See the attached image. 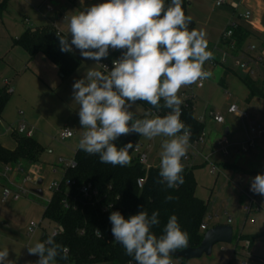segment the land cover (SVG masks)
I'll list each match as a JSON object with an SVG mask.
<instances>
[{"label":"rangeland","instance_id":"obj_1","mask_svg":"<svg viewBox=\"0 0 264 264\" xmlns=\"http://www.w3.org/2000/svg\"><path fill=\"white\" fill-rule=\"evenodd\" d=\"M187 1V13L192 17L195 29L206 33L208 50L212 51L215 59H220L221 53L212 48L220 41L227 26V23L223 24L227 9L215 6L214 0ZM47 4L51 6L50 3L40 5L39 0H7L0 11V56H4V61L0 62V85H5V80L15 83L16 76L24 71L27 51L18 45L13 46L12 39L19 37L26 27L38 26L36 16L54 15ZM63 32L71 37L67 30ZM75 52L80 55L79 50ZM115 57L109 55L106 59L112 61ZM83 62L63 82L59 80L57 67L51 62L55 70L54 78L50 71L45 76L49 84L40 83L45 92L40 88L32 93V100L38 104L34 109L25 107L26 102H30L26 97L21 99L15 94L11 95L4 108V112L14 120V123L7 122L8 127L16 128L25 123L27 129H32V137L42 144L38 162L21 161L22 171H18L16 164L12 166L13 171L6 173L7 179L14 180L17 186L26 190L19 200H1L4 180L0 178V250L7 248L8 259L15 264H36L39 256L30 255L28 246H34L43 234H50L56 224L43 216L44 207L53 193L50 186L62 178L65 163L74 158V151L84 131L78 115L79 105L74 101L73 84L83 78L90 68L101 70L97 64ZM205 65L210 68L212 76L204 81L203 87L195 90L194 101L195 116L204 122V138L197 144L189 142L187 154L181 163L194 166L197 182L195 193L206 203V226L201 228L218 223L229 224L233 227L234 238L231 243L214 245L211 255L204 254L186 261L172 256L170 259L172 264H240L241 261L264 264V196L248 192L251 178L264 169V135L253 134L249 125L254 121L264 130V97L248 98L249 91L242 81L244 74L233 66L231 58H227L225 65L213 67L210 60ZM224 66L232 68L226 75L222 69ZM232 103L239 110L246 111L248 117L241 118L229 112ZM131 110L136 116L145 112L140 102ZM210 111L222 115L224 122L214 121ZM64 127H68L74 135L62 140L59 134ZM8 138L15 141L10 133ZM164 139L167 138L160 136L149 140L142 136L141 147L148 155L145 166L160 165L159 154ZM251 140L254 146L249 147ZM246 147L247 150L243 151ZM34 169H38L43 177L42 184H38L37 179L24 183L25 175ZM0 170L4 172L1 165ZM5 184L9 185L10 180H6ZM36 188H40L43 194H36ZM31 221L38 225L34 231L29 230ZM203 231H206L205 228ZM240 234L253 238L250 250L243 247L242 239H238Z\"/></svg>","mask_w":264,"mask_h":264},{"label":"clouds","instance_id":"obj_2","mask_svg":"<svg viewBox=\"0 0 264 264\" xmlns=\"http://www.w3.org/2000/svg\"><path fill=\"white\" fill-rule=\"evenodd\" d=\"M191 21L182 0H171L167 7L165 0H105L70 17L71 40L56 33L62 52H72L74 46L81 57L96 61L103 69L90 68L73 84L84 129L78 142L80 150L98 154L102 163L127 166L134 145L129 142L117 147L115 141L120 136L133 132L149 140L163 136L167 139L159 154L158 182L169 189L183 184L181 160L190 146V130L180 120L183 101L179 92L198 82L202 86L212 76L205 70V62L213 59L206 33L190 30ZM109 49L125 50L113 60L111 70L100 63L109 56ZM137 101L151 105L143 119L136 118L131 110ZM162 107L170 111L164 116L152 112ZM250 191L264 196V174L251 178ZM165 199L175 198L168 195ZM158 216V211L149 216L144 210L128 218L119 211L110 213L114 240L136 264H172L171 254L189 246V235L181 229L176 215L170 216L164 234L157 238L150 229L159 224ZM95 234L103 238L99 229ZM28 253L39 256L36 264H56L57 257L67 259L68 249L49 236L28 246ZM8 257L7 248L0 250V264H15Z\"/></svg>","mask_w":264,"mask_h":264},{"label":"trees","instance_id":"obj_3","mask_svg":"<svg viewBox=\"0 0 264 264\" xmlns=\"http://www.w3.org/2000/svg\"><path fill=\"white\" fill-rule=\"evenodd\" d=\"M7 0H0V11L5 7ZM171 0H165L167 7ZM189 2L182 0V7L185 15ZM195 29L192 19L189 29ZM231 29V39L235 41V47L230 49L232 54L247 52L246 41L251 32L242 25L228 24L225 30ZM66 35L59 31L53 24H46L38 27H27L17 38L12 39V45L22 47L33 57L42 54L50 59L59 69V75L64 81L80 64V58L73 52H62L59 39L56 33ZM69 38V37H68ZM69 40H71L69 38ZM229 39H222L221 43L226 45ZM4 57H0V62ZM232 68L226 66L224 75ZM223 75V76H224ZM224 79V78H223ZM221 81H224V80ZM243 83L249 91L248 98L254 96L264 97V80L244 75ZM11 90L7 85H0V118L10 98ZM140 102L145 111L151 108L147 102ZM163 105V100H161ZM180 120L190 130V140L193 141L202 135L204 122L194 113V103L181 104ZM170 109L161 108L159 111L152 109L154 114L166 115ZM143 119L144 113L136 116ZM16 141L14 149L7 148L0 144V165H16L21 161L36 163L39 161V154L42 145L32 136L28 137L18 133L15 128L11 132ZM142 136L137 133H129L120 136L116 141L117 147H123L127 143H133V149L129 150L131 163L127 166L102 163L99 155H89L79 148L74 154V166L64 168L59 188L54 190L52 196L43 211V216L54 223L61 224L64 231L57 234H45L39 242H43L49 236H53L57 244L68 249L67 259L56 258V264H97L113 262L115 264H136L132 256L125 254L123 246L114 240L111 232L110 213L119 211L125 218L137 214L139 211H146L151 216L153 211H158L159 224L152 226L150 231L159 238L164 234V227L172 215H176L181 229L189 235V245L199 246L203 232L201 227L204 223L206 203L195 193L196 178L194 166L183 164V184L175 189H169L166 184L160 183V166L146 167L135 151L141 143ZM257 174H264V169ZM143 179L141 186L138 179ZM66 180H72L68 185ZM90 183L97 188V198L84 196L80 189L84 184ZM171 195L175 199L166 201L165 197ZM64 199L68 205H64ZM143 206V208L141 207ZM99 229L103 238L96 236ZM238 239L253 238L249 235H241ZM182 249H178L179 251ZM172 256V255H171ZM174 257V256H172ZM182 261H186L182 259Z\"/></svg>","mask_w":264,"mask_h":264},{"label":"crops","instance_id":"obj_4","mask_svg":"<svg viewBox=\"0 0 264 264\" xmlns=\"http://www.w3.org/2000/svg\"><path fill=\"white\" fill-rule=\"evenodd\" d=\"M39 2H40V5H41V3H50L51 6L47 4L48 6H50L48 10L53 12L54 15L36 16V20L39 23L38 26H43L46 24H53L59 31L63 32L64 30H67V32H68L69 19L72 15L77 14L80 11H83L84 8L90 7L91 5L103 3V2H105V0H39ZM232 2H236L239 4L237 9H234L231 7L230 3H232ZM52 6H54V8ZM215 6H217V5H215ZM220 6L227 9V12L225 11V15H224L225 19H224L223 24H226V23H227V25L228 24H236V25H242V26L246 27L251 32V34L248 37L246 44H245L247 51L251 55H260V53H262V51H264V0H227L226 4L220 5ZM245 11H250L251 14H250L249 18H245L242 16ZM63 14L66 17L63 16ZM38 26H34V27H38ZM29 27H31V26H29ZM25 29H24V31H25ZM63 33L68 35L65 32H63ZM68 37L71 39L70 36H68ZM218 43H215L214 47L212 49L217 50L221 53V51L216 47ZM76 50H78V49H76L74 47L73 52L81 60L80 66L84 63L83 60H85L87 63H89V62H92L93 64L97 63L94 60H87V59H84L83 57H82L83 58V60H82L80 55H78L75 52ZM116 54H117V50L114 51L112 49H109V55H115L116 56ZM0 57H4V56H0ZM221 57H222V53H221L220 59H221ZM220 59H215L213 57V59H211V60H214L215 62H217L216 65H218V64H221ZM51 62L52 61L50 59H48L47 57H45L42 54H37L33 57H31L28 54V59L26 62L25 69L23 72H21L20 74H18L16 76L17 79H15V83H10V80L4 81V84L10 88L11 95L15 94L21 99L26 97L27 100L30 101L28 104L26 102L25 107L34 109L38 105V104L36 105L34 103V101L32 100V97H33L32 93L34 92L35 89L41 90L40 89V88H42L40 86L41 82L49 84L48 83L49 81H48V79H46L47 77H45V76H48L50 71L53 72L52 76L54 78L53 74L55 73V70H54V68H52V66L50 64ZM223 65H225V64H223ZM50 67H51V70H50ZM55 67H57V66L55 65ZM222 69L224 72L225 66ZM57 70H58L59 80L61 82H63V80L61 79V77L59 75V69L57 68ZM261 70L264 71V66L261 67ZM42 91L45 92V90H43V88H42ZM11 95H10V97H11ZM7 122L14 123V120L10 116H8L7 112L3 111L2 117L0 118V144H2L3 146H5L7 148L14 149L16 147V141L12 142L10 140V138H8V134L9 133L11 134L13 128L8 127ZM227 133H225V134H227ZM141 146H142V143H140V145H139L140 151L145 152L147 154L146 150L142 149ZM77 149H78V147L76 148V150ZM75 151H74V154H75ZM147 161H148V155H147ZM19 163L21 164V162H19ZM1 166L4 167L3 165H1ZM148 166H160V165L159 164H152V165L148 164ZM34 170L37 172V175H38L36 178L37 183L39 180H42V182H43V177L40 175V173H38V169H34ZM1 171L2 170H0V178H3V180H4V183L2 186H5L6 185L5 181L9 180V178L7 179L6 173H4V172L2 173ZM2 192H3V190H2ZM2 192H1V200L3 202H6L8 200L9 201L10 200L11 201L19 200V199L14 200L12 198H9L7 200H3L2 199ZM49 200H48V202H49ZM218 224H223V223H218ZM218 224H216V225H218ZM202 226H206V223L204 222ZM213 226H215V225H213ZM29 227H30V225H29ZM203 228H205V230H207L211 227H209V228L203 227ZM203 228H201V231L204 233ZM44 235L45 234H43L41 237H43ZM240 235H242V234H240ZM41 237H40V239H41ZM241 241L243 242V239ZM252 243H250L249 247L247 248V247H245V244L243 242V244H244L243 247L246 248L247 250H250ZM229 262H230V260H229Z\"/></svg>","mask_w":264,"mask_h":264},{"label":"built area","instance_id":"obj_5","mask_svg":"<svg viewBox=\"0 0 264 264\" xmlns=\"http://www.w3.org/2000/svg\"><path fill=\"white\" fill-rule=\"evenodd\" d=\"M214 3H215V5L220 6V5L226 4L227 0H214ZM230 5L234 9H237L239 6V4L236 2H232V3H230ZM250 14H251L250 11H245L242 16L245 18H249ZM231 35H232L231 29L224 30V32L221 36V39L216 46L222 53L220 63L225 64L227 58L229 57L233 61V66L235 68L239 69L244 75H250L253 77L257 76V77L264 80V71L261 70V67L264 66V51H262V53H260V55H251L248 53V51L247 52H240L238 54H232L230 49L235 47V41L233 39H231ZM222 39H225V40L229 39V42L226 43V45H224L221 43ZM73 49H74V47H73ZM124 51L125 50H123V49L117 50V54H116L115 59H118ZM112 62H113V60L109 61V60H104V59H102L100 61V63L107 65L109 70H111L113 68ZM216 64H217V62H215L214 60L210 61V66L214 67ZM99 67L102 71L103 69H102L101 65H99ZM204 68H205V70L210 71V68H208L206 65H204ZM204 81L202 82V86H200V83L198 82V83L193 84L191 86L183 87L180 89L179 96L183 101L182 104H187V102H189V101H192L194 103L195 96H196L195 90L203 87ZM228 111L231 113L237 114L241 118H247L248 117L247 112L239 110L237 105L234 103L229 105ZM210 115L212 116L214 121H216L218 123L224 122L222 115H220L219 113H216L214 111H210ZM249 125H250L251 131L253 134H256L257 136H263L264 135V130L262 129V127L259 124L257 125L254 121H251L249 123ZM15 130L18 133L24 134L28 137L32 136V129H27L25 123L19 124L15 128ZM73 135H74L73 132L68 127H64L59 134V136L62 140L68 139V138L72 137ZM203 138H204V134L202 133V135L199 136L197 139H195L193 141L189 140V142H190V144H197L199 141H202ZM248 146L249 147L254 146V141L251 140L249 142ZM246 150H247V147L243 149V151H246ZM135 151L137 153H139L140 161L145 165L147 163V154L145 152H141L139 149V146L135 148ZM61 161H63V160L61 159ZM17 164H18V168H17L18 171H22V167H21L20 163H17ZM72 166H74V158L72 159L71 162L65 163L64 167L67 168V167H72ZM146 167H149V166H146ZM3 168H4L5 173H9V172L13 171L12 165H6ZM213 172H214V168L212 170V173ZM37 176L38 175H37V172L35 170H30L25 175L23 181H24V183L28 182V181H32V180L36 179ZM9 180H10V184L5 185L3 188V192H2V199L3 200H7L9 198L17 200L20 197H22V195L26 194V190L22 189V187L17 186L16 183L14 182V180H11V179H9ZM60 181H61V179L53 182V184L50 186L53 191L57 190L59 188ZM66 183L68 185H71L73 183V181L72 180H66ZM142 183H143V179H141V178L138 179L139 186H141ZM80 191L84 196H88L90 198H97L99 195L97 188L93 187L90 183L82 185ZM248 192H249V194H253V192L250 190ZM63 202H64L65 206L68 205V202L66 199H64ZM252 203H254V201H252ZM34 224H35V226L33 227ZM37 226L38 225L34 221H31L29 230L34 231V229H36ZM63 231H64L63 226L61 224L56 223L50 234L51 235H57ZM243 242L245 244V247L248 248L250 245V240L249 239H243ZM240 264H247V263L245 261H241Z\"/></svg>","mask_w":264,"mask_h":264},{"label":"water","instance_id":"obj_6","mask_svg":"<svg viewBox=\"0 0 264 264\" xmlns=\"http://www.w3.org/2000/svg\"><path fill=\"white\" fill-rule=\"evenodd\" d=\"M228 129H225V133ZM42 180L38 181L41 184ZM36 194H42L40 188L34 189ZM234 238L233 227L229 224H218L207 229L204 234L202 241L199 246L192 247L188 246L185 249L176 251L171 255L180 259L189 260L192 258H199L202 255H211L214 245L217 243H231Z\"/></svg>","mask_w":264,"mask_h":264}]
</instances>
